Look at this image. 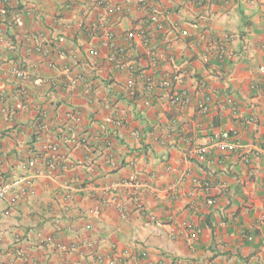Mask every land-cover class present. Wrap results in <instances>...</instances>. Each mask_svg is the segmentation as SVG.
Masks as SVG:
<instances>
[{"label": "crops", "instance_id": "obj_1", "mask_svg": "<svg viewBox=\"0 0 264 264\" xmlns=\"http://www.w3.org/2000/svg\"><path fill=\"white\" fill-rule=\"evenodd\" d=\"M93 1L0 7V182L32 177L0 201V264H264V0H104L122 7L107 18L122 70ZM140 73L180 74L189 106L146 97ZM223 131L231 152L211 141Z\"/></svg>", "mask_w": 264, "mask_h": 264}, {"label": "built area", "instance_id": "obj_2", "mask_svg": "<svg viewBox=\"0 0 264 264\" xmlns=\"http://www.w3.org/2000/svg\"><path fill=\"white\" fill-rule=\"evenodd\" d=\"M72 1V0H70ZM147 0V3H149ZM195 5L197 6H202L206 0H193ZM141 4L144 5V0L139 1ZM8 4L7 0H0V7L4 8ZM93 5L97 10L101 12L100 18H99V23L96 26H92L91 28L99 32L102 35V40L103 44L105 47L109 48L110 51H112L111 54V60L115 61L114 68L116 70H122L124 67V63L121 62L120 60L117 59L119 56L120 58H124L121 55L120 51L114 47L112 44L113 42V34L112 32L108 29V23L109 19H107L110 16L117 17L122 13V7L120 5H109L106 4L104 0H94ZM11 16H12V21L14 23H17L21 20V13L15 9L11 10ZM102 19V20H101ZM150 24L154 26L155 30L159 33L164 32V26L157 15V12L152 10V12L149 13V18H148ZM183 35H186V32H182ZM127 39L130 41L134 42H139L141 45L146 46L147 44V39L145 37L144 31L141 28L135 29L131 31L129 34H127ZM93 55H96V52H93ZM150 64L152 66H156L159 63L158 56L156 55H150L149 58ZM130 70H133L132 67H130ZM134 71V70H133ZM13 73L15 76L21 79L26 78V72L22 71L20 69H14ZM139 78L142 80L143 83V89L146 97H148L150 94L154 92H160V91H166L169 93L170 97V104L173 106H178L181 108H186L190 104V99L188 96L185 94V92L178 91V86L181 83V75L180 74H173L171 76H160L158 79H153L152 77L148 76L146 73H140ZM77 81L76 80H71L68 83V87H74L76 86ZM264 92V90H263ZM131 96L134 95L133 92L130 93ZM2 99V96L0 95V100ZM148 103V102H146ZM201 111L203 113H206L208 109L206 107H202ZM68 117L71 116V114L67 115ZM76 121V117H73ZM47 124L45 122H39L38 125L36 126V134H40L42 130L47 129L46 126ZM120 125V124H119ZM138 137V134H135ZM232 139V134L228 131H223L219 134H216L212 137V142L215 144L214 146L219 150V151H227L231 152L235 149V144L233 143ZM80 142H74V144H80L84 145L85 141L84 140H79ZM59 149L57 147H52L51 150L48 153V157L51 158L53 163L49 164V168H54V162L56 161L55 159H61L60 157H57L59 154ZM54 154H57L55 157ZM60 156V155H59ZM65 168V167H64ZM32 183V177L29 176H23V177H13L10 180H7L5 182H0V201H3L5 199L8 200V202L12 205L16 204L19 196L21 194H26L28 189L30 188ZM250 240V238H247ZM57 247L63 251L67 249L66 246L63 245H57ZM130 251H124L121 254V257H131ZM142 259L147 260V254L143 253L142 254ZM117 259L116 258H110L107 256H98L95 258V263L94 264H116ZM152 264V263H151ZM160 264V263H158Z\"/></svg>", "mask_w": 264, "mask_h": 264}, {"label": "trees", "instance_id": "obj_3", "mask_svg": "<svg viewBox=\"0 0 264 264\" xmlns=\"http://www.w3.org/2000/svg\"><path fill=\"white\" fill-rule=\"evenodd\" d=\"M75 115H74V113H73V115H71L70 116V118H73ZM78 139L76 140L77 142H80L79 140H81L80 139V137H77ZM42 161H45V166H48L49 164H51V163H53L52 161V159L51 158H49L47 155H46V157H42V159H41Z\"/></svg>", "mask_w": 264, "mask_h": 264}]
</instances>
